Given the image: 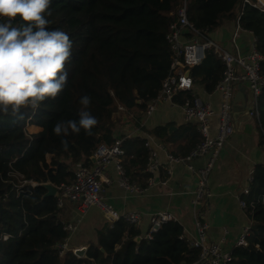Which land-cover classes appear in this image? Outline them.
Segmentation results:
<instances>
[{"label":"trees","instance_id":"trees-1","mask_svg":"<svg viewBox=\"0 0 264 264\" xmlns=\"http://www.w3.org/2000/svg\"><path fill=\"white\" fill-rule=\"evenodd\" d=\"M183 2L52 0L48 27L67 32L73 41L66 65L68 83L56 99L45 100L36 110L22 109V119L0 114V264H194L198 260L199 252L182 238L183 227L176 221L164 223L152 240L138 242L139 229L119 220L98 231L97 243H89L85 257L72 251L59 256L56 246L68 236L59 218L63 209L58 208L56 197H44L47 191L42 186L70 184L74 178L71 165L90 166L96 148L115 141L119 107L142 118L169 75L167 35ZM239 16L241 28L252 33L264 57V12L244 0H190L187 5L189 22L209 39L224 22ZM13 25H19L18 18ZM190 72L196 87L211 95L223 78L225 65L210 50ZM261 73L264 76V61ZM85 94L91 97L89 110L98 124L91 135L81 130L65 137L69 146L64 150L53 127L58 121L78 119L79 101ZM188 98L191 93L182 92L174 102L181 105ZM259 108V143L264 148V90ZM31 126L40 131L31 134ZM149 133L164 143L184 141L172 152L175 155L188 154L201 141L193 124L172 134L168 126ZM144 144L138 136L124 137V167L131 183L139 177L145 183L151 178L145 173L148 153ZM17 179L38 185L20 187ZM250 188L242 197L251 220L248 246L232 251L231 264H264V164L256 165Z\"/></svg>","mask_w":264,"mask_h":264},{"label":"built area","instance_id":"built-area-1","mask_svg":"<svg viewBox=\"0 0 264 264\" xmlns=\"http://www.w3.org/2000/svg\"><path fill=\"white\" fill-rule=\"evenodd\" d=\"M190 0H184L178 12L177 20L172 23L167 35V42L171 51L170 72L162 84L158 97L147 104L144 112L146 118L154 113L158 106L163 103L175 104V98L182 92L191 93V98L185 99L181 105L185 121L197 126L201 136L200 143L186 155L167 154L166 163L159 160V152L163 145L153 135L146 136L144 147L147 150V166L145 172L151 175L149 186L154 185L153 176L163 169L169 176L173 174L175 166H185L188 171L195 172L198 176L196 189L193 192L194 200V226L196 237L189 242L190 246L196 249L198 260L194 264H231L233 261L232 252L224 250L220 243L210 242L208 239V224L205 221L204 213L200 209L207 206L211 193L208 189V178L217 160L235 133L234 123V99L239 86L246 85L249 93L248 117L256 119L259 128L260 122V96L264 90V76L261 73V63L264 57L256 46V39L253 37L250 52L242 56L239 52L238 40L244 31L239 23L240 16L236 19V27L231 38L233 51L230 52L222 46L209 39L204 33L196 29L187 18V5ZM244 4L252 5L264 12V0H244ZM213 51L225 65V72L221 81L217 84L211 95L217 96L218 101H205L196 94V85L191 76L190 70L201 65L206 59L208 51ZM119 111H124L119 107ZM215 121V127L213 126ZM264 135V134H263ZM127 136L126 138H129ZM124 137L115 138L111 145L101 144L94 151L92 164L84 166L77 164L73 170V181L70 184L56 186L57 206L65 208L67 203L76 205L77 218L74 222L63 223V230L68 233L66 239L56 246L59 256H64L67 251H76L71 247V238L78 232L83 224L88 211L92 207L98 208L109 223L110 227L119 220H123L136 228L140 225L142 214L140 212L119 213L112 206L102 199L103 185L108 182V169L113 168L116 174L118 186L134 195L144 193V189L132 184L126 174L124 167L125 150L123 147ZM204 160L202 168L195 171L193 163ZM254 173V171H253ZM253 173L248 179L247 186L242 190L239 197L240 206L246 210L247 203L242 198L250 193V186L253 181ZM166 181L162 182L165 186ZM24 185L35 188L38 183L24 181ZM173 214L167 211L156 212L150 216V225L146 237L152 240L153 235L158 232L161 226L174 221ZM251 226V223H250ZM250 226L245 227L240 234L236 246L247 247L250 235ZM5 239L8 237L5 236ZM182 238H185L184 229ZM187 241V240H186ZM224 241V240H223ZM83 249V248H82ZM77 256V255H76Z\"/></svg>","mask_w":264,"mask_h":264},{"label":"crops","instance_id":"crops-1","mask_svg":"<svg viewBox=\"0 0 264 264\" xmlns=\"http://www.w3.org/2000/svg\"><path fill=\"white\" fill-rule=\"evenodd\" d=\"M236 21L224 22V24L210 37L218 45L228 51H233L222 43V30L230 34L234 33ZM241 40L239 44V52L242 56H247L250 52L253 37L247 31L240 34ZM243 86H239L243 89ZM238 88V90H239ZM201 91V92H200ZM196 94L205 101L217 103L218 97L207 95L202 88H196ZM249 102L248 90L246 95H243L240 100L238 111L234 115L235 133L230 141L223 148L219 159L216 162L210 176L208 178V189L211 193V198L207 202L204 209H200L204 213L205 221L208 224V239L210 242L220 243L224 250L232 252L237 246V240L245 227L250 226L251 220L246 210L242 209L239 202L242 190L247 186L248 179L252 175L256 165L264 164V148L259 143V128L257 121L251 119L247 115ZM130 118H134V113H128ZM133 114V115H131ZM142 118L136 117L140 123V127L131 123L128 116L124 119V129L116 127L115 138L121 137L122 134L128 133L127 136L140 137L145 139L150 135V131L157 127H176L178 132L180 127L190 124L185 121L183 111L178 105L163 103L158 106V109L152 113L149 118H146L142 113ZM135 119V122L138 120ZM215 127V121L212 122ZM194 125V124H193ZM130 126H135L132 129ZM141 127H144L143 130ZM31 134H36L40 131L39 128L29 127ZM169 133V134H172ZM158 139V138H157ZM163 150L159 152V160L166 163L167 154L174 152L184 141L176 143H164ZM174 154V153H173ZM71 164V163H69ZM205 164L204 160L195 161L193 167L195 171L202 168ZM74 166V165H71ZM146 173V172H145ZM108 182L103 185L102 199L105 203L112 206L119 213L140 212L142 219L137 227L141 233L140 238L146 237L150 225V216L156 212L167 211L174 215L176 222L182 225L184 235L187 241L196 237L194 226V200L193 192L196 189L198 176L195 172L188 171L185 166H175L173 174L169 176L163 169L152 178L154 185L149 186L148 182L144 181L143 177H139L138 181L133 184L144 189V193L140 195L130 194L122 190L116 181V174L112 167L108 169ZM166 181L165 186L162 182ZM144 186L142 187V185ZM65 210L76 216V205H67ZM96 212L98 219L92 222L90 226L87 222L83 224V231L86 233L85 238H80L74 235L71 238L70 244L74 249L87 248L89 243H97L98 231L109 223L104 219L103 213L96 207H92L88 211L87 219L90 221V214ZM89 228V229H88ZM89 231V232H88ZM87 233L89 237L86 238ZM224 240V241H223Z\"/></svg>","mask_w":264,"mask_h":264},{"label":"clouds","instance_id":"clouds-1","mask_svg":"<svg viewBox=\"0 0 264 264\" xmlns=\"http://www.w3.org/2000/svg\"><path fill=\"white\" fill-rule=\"evenodd\" d=\"M52 0H0V114L22 119V109L36 110L47 99H56L68 83L66 65L72 57L73 41L59 28L48 27ZM18 18L19 25L13 21ZM78 119L58 121L53 133L61 137L87 135L98 124L91 113V97L79 101ZM92 160V157H91ZM87 249V248H86Z\"/></svg>","mask_w":264,"mask_h":264},{"label":"rangeland","instance_id":"rangeland-1","mask_svg":"<svg viewBox=\"0 0 264 264\" xmlns=\"http://www.w3.org/2000/svg\"><path fill=\"white\" fill-rule=\"evenodd\" d=\"M231 38L232 36L226 32H224V30H222V43L225 44L227 47L233 48L232 43H231ZM241 37L239 38V43H240ZM201 92V91H200ZM133 115V114H131ZM135 115V114H134ZM128 116V119L131 123H135V126L137 123H139L140 120H138L136 117H138L137 113L134 116L133 119L130 118L129 114L125 111H119L117 112V114L115 115L116 121H117V127L122 128L121 131L126 132V130L124 129V119L125 117ZM135 119L138 120V122H135ZM256 120V119H254ZM133 123V124H134ZM140 124V123H139ZM135 126H130L132 129L135 128ZM29 129V128H28ZM126 135H129L128 133L122 134L121 137H125ZM77 165V164H76ZM76 165L71 167V170L73 171L76 167ZM19 186L21 184H24V182L21 181V179H17L16 182ZM133 184V183H132ZM21 187V186H20ZM71 203H67V205H70ZM66 205V206H67ZM66 208V207H65ZM65 208H63V211L60 213V220L62 223H69V222H74L77 218V214L76 216H73L70 212H67V210H65ZM88 217V215H87ZM87 217H85L84 222H87L90 226L92 225V222H94V220L98 219L99 217L96 215V212H93L90 214V221L87 219ZM83 222V224H84ZM83 224L80 226L78 232L75 234L76 236L78 235V237L80 238H85V232L83 231ZM89 229V228H88ZM89 232V231H88ZM89 237V234L87 233L86 238Z\"/></svg>","mask_w":264,"mask_h":264},{"label":"water","instance_id":"water-1","mask_svg":"<svg viewBox=\"0 0 264 264\" xmlns=\"http://www.w3.org/2000/svg\"><path fill=\"white\" fill-rule=\"evenodd\" d=\"M241 88V87H240ZM237 91L236 93V96H235V99H234V115L240 111L239 109V105H240V100L242 99L243 95H246V92H247V87L246 86H243V89H240ZM248 105H249V102H248ZM249 106L247 108V115H248V111H249ZM235 119V118H234ZM173 131H177V128L176 127H170L169 128V133H172ZM92 161H94V159L92 158ZM45 189H46V194L44 195L45 198H50V197H55L56 194H57V188L56 186H54L53 184L51 183H45L42 185ZM140 237L137 238V241L139 242L140 241ZM86 252H87V249L86 248H83V249H79L76 251V255L80 258H83L86 256Z\"/></svg>","mask_w":264,"mask_h":264}]
</instances>
